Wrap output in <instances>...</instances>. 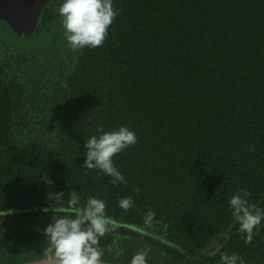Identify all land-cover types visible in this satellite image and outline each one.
I'll list each match as a JSON object with an SVG mask.
<instances>
[{
  "label": "trees",
  "instance_id": "trees-1",
  "mask_svg": "<svg viewBox=\"0 0 264 264\" xmlns=\"http://www.w3.org/2000/svg\"><path fill=\"white\" fill-rule=\"evenodd\" d=\"M55 1L30 37L0 21V264L45 262L72 191L119 224L105 264L144 248L149 264H264V222L248 243L228 204L243 190L264 209V0H113L104 44L77 51ZM121 125L138 139L113 184L84 167V144Z\"/></svg>",
  "mask_w": 264,
  "mask_h": 264
},
{
  "label": "clouds",
  "instance_id": "clouds-1",
  "mask_svg": "<svg viewBox=\"0 0 264 264\" xmlns=\"http://www.w3.org/2000/svg\"><path fill=\"white\" fill-rule=\"evenodd\" d=\"M118 14L113 0H62L59 6L64 36L73 51L102 46ZM97 132L98 136L89 137L84 144L87 150L84 167L97 169L111 177L113 184L126 183L113 157L137 143L136 132L127 125L111 131L98 128ZM134 191L139 192V188ZM57 195L62 196L63 193ZM248 195L241 190L232 195L228 204L240 234L250 243L264 222V209L248 203ZM49 198L52 200L55 197L51 195ZM67 204L71 213L52 218L43 230L49 245L44 253L45 264H105V249L101 247V240L119 228V224L107 214L105 201L95 196L81 201L77 192L72 191ZM118 204L124 211L135 206L131 196L121 198ZM155 218L156 213L149 209L143 217L144 227L152 229ZM150 251V248L137 250L128 264H149ZM220 260L221 264H245L237 253H224Z\"/></svg>",
  "mask_w": 264,
  "mask_h": 264
},
{
  "label": "water",
  "instance_id": "water-1",
  "mask_svg": "<svg viewBox=\"0 0 264 264\" xmlns=\"http://www.w3.org/2000/svg\"><path fill=\"white\" fill-rule=\"evenodd\" d=\"M52 1L0 0V21L7 24L18 37H30L38 30L42 14Z\"/></svg>",
  "mask_w": 264,
  "mask_h": 264
},
{
  "label": "rangeland",
  "instance_id": "rangeland-1",
  "mask_svg": "<svg viewBox=\"0 0 264 264\" xmlns=\"http://www.w3.org/2000/svg\"><path fill=\"white\" fill-rule=\"evenodd\" d=\"M54 1V0H53ZM57 2H59L60 4L62 3V0H56L55 1V4H57ZM60 4L58 5V6H60ZM60 48H62V47H60ZM40 49L38 48V49H32V50H30L29 52H31L32 51V53H35V55H37V52L39 51ZM61 52V51H60ZM39 58H40V56H39Z\"/></svg>",
  "mask_w": 264,
  "mask_h": 264
}]
</instances>
